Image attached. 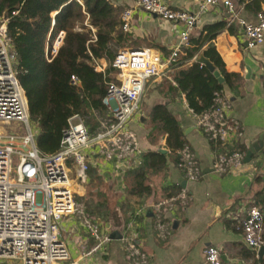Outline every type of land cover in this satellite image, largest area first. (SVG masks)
Here are the masks:
<instances>
[{"label":"crops","instance_id":"crops-1","mask_svg":"<svg viewBox=\"0 0 264 264\" xmlns=\"http://www.w3.org/2000/svg\"><path fill=\"white\" fill-rule=\"evenodd\" d=\"M201 1L174 0L169 6L192 14ZM111 2L123 10H132L126 32L132 38L131 48L152 49L164 63L178 45L180 26L140 11L131 0ZM231 2L232 13L222 5L210 7L196 23L189 39L205 27L220 26L215 37L201 51L213 49L225 71L238 76L231 88L223 89L220 100L228 105L227 119L235 122L239 131L238 142L233 148L243 153V158L251 151L249 162L244 163L242 159L239 168L227 167L222 172L213 170L215 158L225 149L220 145L213 146L208 136L197 129L183 96L168 91L163 80L170 81L166 75L171 70L163 66L159 75L147 82L138 113L127 126L135 137L137 154L118 161L105 159L96 149L86 152L88 169L94 171L96 181L90 182L86 176L82 185L75 186L76 205L80 210L87 186L96 185L93 191L104 195L114 224L109 227L97 223L99 231L107 238L98 249L89 243L87 233L78 223L79 215L60 224V233L71 241L73 253L69 258L75 264H205L203 250L208 245L218 250L223 264H264V257L258 260L255 253L254 257L248 256L250 250L243 242L240 228L249 207L264 212V33L262 42L248 49L238 23L241 20L255 24L256 14L264 9V0ZM197 55L179 69L186 70L195 63ZM95 66L97 71H103L105 62L99 60ZM156 104L165 105L178 123L198 170L194 179H188L168 161L159 174L148 175L151 194L131 203L130 216L123 215L119 208L124 203L125 171L138 165L141 153L163 150V138L153 142L148 139L147 116ZM182 182L185 183L183 188L180 187ZM171 186L180 190L177 198L166 201L162 189ZM180 193H183L182 198H178ZM262 225L264 236V217ZM112 231L118 233L119 240L108 239ZM128 246L142 254L144 260L129 255L131 249Z\"/></svg>","mask_w":264,"mask_h":264},{"label":"built area","instance_id":"built-area-1","mask_svg":"<svg viewBox=\"0 0 264 264\" xmlns=\"http://www.w3.org/2000/svg\"><path fill=\"white\" fill-rule=\"evenodd\" d=\"M131 1L140 11L180 26L178 45L164 63L152 49H119L110 64L114 70V81L107 84L102 99L112 124L89 136L77 115L69 117L59 148L52 155L40 153L35 146V132L28 118L24 94L13 71L15 58L6 38V21L0 20V123L14 124L21 131L18 135L0 132V264L10 261L20 264H75L70 261L67 247L60 238V221L62 217L74 218L80 213L74 188L86 181L88 158L85 151L96 149L105 159L118 161L135 156L136 140L127 126L138 113L147 82L159 75L163 66L169 67L177 61L196 23L210 7L222 5L229 13L233 12L231 0H203L192 14L172 9L169 3L174 0ZM131 13L128 8L120 15L123 32L129 29ZM238 23L242 27L246 48L262 42L264 9L256 14L255 24L241 20ZM62 38L63 34L59 33L46 48L45 58L56 54ZM70 81L72 85L76 84L74 77ZM187 110L195 119L197 129L225 149L215 158L213 170L222 172L227 167H241L243 153L233 148L238 142L239 131L236 123L227 119L228 105L217 99L211 112L198 118ZM181 161L186 166L187 178L194 179L198 169L188 147H184ZM182 197L183 193H180L178 198ZM263 217L264 212L252 206L246 210L240 224L243 242L255 254L264 245ZM85 229L95 242L94 249L106 242V236L97 226L88 225ZM128 249H131L129 255L144 260V256L132 246ZM203 258L205 264H223L214 246L204 248Z\"/></svg>","mask_w":264,"mask_h":264},{"label":"trees","instance_id":"trees-1","mask_svg":"<svg viewBox=\"0 0 264 264\" xmlns=\"http://www.w3.org/2000/svg\"><path fill=\"white\" fill-rule=\"evenodd\" d=\"M123 9L111 0H0V20L6 21V38L15 58L13 71L24 94L28 118L35 130V146L40 153L52 155L58 150L67 119L73 115L81 119L89 136L112 124L102 104L107 84L114 81L110 64L117 50L132 47L131 35L120 28ZM219 30V25L208 26L191 37L177 61L168 67L171 71L166 76L170 81L163 80L169 92L183 96L187 109L197 118L210 113L217 99L223 98V89L231 88L238 79L237 75L225 71L213 49L201 51ZM59 33L63 38L56 54L45 58L46 48ZM199 53L223 78L221 85L199 64L179 69ZM99 60L105 62L103 71L95 69ZM71 77L75 78V85L71 84ZM147 124L148 139L153 142L163 138L165 153H160L161 149L145 151L139 155L138 165L125 171L124 203L119 208L123 215L130 216L131 203L151 194L148 175L159 174L168 161L186 176L181 153L187 143L166 106L154 105L148 113ZM210 142L219 147L218 142ZM193 161L196 166L194 156ZM86 176L90 182L96 181L93 170L88 169ZM95 186H87L78 216L89 243L94 245L86 226L114 224L104 195L94 192ZM179 190L177 186L163 188L162 197L166 201L175 198ZM248 256L254 257L253 252Z\"/></svg>","mask_w":264,"mask_h":264},{"label":"water","instance_id":"water-1","mask_svg":"<svg viewBox=\"0 0 264 264\" xmlns=\"http://www.w3.org/2000/svg\"><path fill=\"white\" fill-rule=\"evenodd\" d=\"M196 64H199L200 66L204 67L206 69V71L211 74V76L215 79L216 83L221 85L223 83V78L219 75L218 71L214 68V66L211 64V62L206 59L202 53H199L197 55V58L195 59L194 61ZM259 145V144H257ZM253 148H255V146H253ZM160 153H165L164 150H160L159 151ZM251 151H248L244 158H243V162L244 163H247L249 162L250 160V156H251ZM185 183L182 182L180 184V187L183 188V185ZM108 239L110 240H119L120 239V236L118 235V233L116 231H112L110 234H109V237ZM264 257V245H262L261 247H259V249L257 250L256 252V258L258 260H261V258Z\"/></svg>","mask_w":264,"mask_h":264},{"label":"rangeland","instance_id":"rangeland-1","mask_svg":"<svg viewBox=\"0 0 264 264\" xmlns=\"http://www.w3.org/2000/svg\"><path fill=\"white\" fill-rule=\"evenodd\" d=\"M118 51V50H117ZM145 87H146V85H145ZM144 91H146L145 90V88H144ZM143 91V94L142 95H144L145 96V92ZM143 96V97H144ZM141 101V100H140ZM31 127H32V131L33 132H35V130H34V128H33V126L31 125ZM0 132H11V133H15V134H20V130L18 129V127L16 126V125H14V124H1L0 123ZM87 151H85V153H86ZM69 221V218L68 217H62V219H61V221H60V224L61 223H63V224H65V223H67ZM60 238L62 239V241L64 242V244H66L67 243V245H65L66 247H67V250H68V252H69V254L70 253H73V251H72V245H71V241H68L67 240V237H65V235H63L62 233H60ZM107 239V238H106ZM65 241H66V243H65ZM107 241V240H106ZM71 261V260H70ZM4 264H20L18 261H10V262H4ZM57 264H69L68 262H60V263H57Z\"/></svg>","mask_w":264,"mask_h":264}]
</instances>
